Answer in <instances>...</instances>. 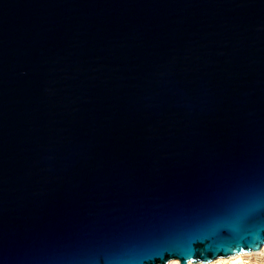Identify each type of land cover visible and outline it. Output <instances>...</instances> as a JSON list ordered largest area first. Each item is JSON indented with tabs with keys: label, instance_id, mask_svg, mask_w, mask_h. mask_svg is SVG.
<instances>
[{
	"label": "water",
	"instance_id": "water-1",
	"mask_svg": "<svg viewBox=\"0 0 264 264\" xmlns=\"http://www.w3.org/2000/svg\"><path fill=\"white\" fill-rule=\"evenodd\" d=\"M263 245L264 0H0V264Z\"/></svg>",
	"mask_w": 264,
	"mask_h": 264
},
{
	"label": "bare ground",
	"instance_id": "bare-ground-1",
	"mask_svg": "<svg viewBox=\"0 0 264 264\" xmlns=\"http://www.w3.org/2000/svg\"><path fill=\"white\" fill-rule=\"evenodd\" d=\"M264 256V245L259 251ZM255 252L239 253L229 257H219L210 262H194L193 264H240L246 254H253ZM264 264V263H263Z\"/></svg>",
	"mask_w": 264,
	"mask_h": 264
},
{
	"label": "built area",
	"instance_id": "built-area-1",
	"mask_svg": "<svg viewBox=\"0 0 264 264\" xmlns=\"http://www.w3.org/2000/svg\"><path fill=\"white\" fill-rule=\"evenodd\" d=\"M264 256L259 252L246 254L240 264H263Z\"/></svg>",
	"mask_w": 264,
	"mask_h": 264
},
{
	"label": "snow or ice",
	"instance_id": "snow-or-ice-1",
	"mask_svg": "<svg viewBox=\"0 0 264 264\" xmlns=\"http://www.w3.org/2000/svg\"><path fill=\"white\" fill-rule=\"evenodd\" d=\"M247 247V246H246ZM229 251H231V250H229Z\"/></svg>",
	"mask_w": 264,
	"mask_h": 264
}]
</instances>
